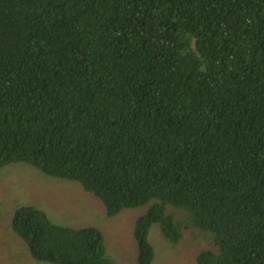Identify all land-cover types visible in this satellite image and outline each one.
<instances>
[{
	"label": "trees",
	"instance_id": "1",
	"mask_svg": "<svg viewBox=\"0 0 264 264\" xmlns=\"http://www.w3.org/2000/svg\"><path fill=\"white\" fill-rule=\"evenodd\" d=\"M76 182L157 225L196 264H264V0H0V170ZM14 235L47 264H115L101 232L17 208Z\"/></svg>",
	"mask_w": 264,
	"mask_h": 264
},
{
	"label": "rangeland",
	"instance_id": "2",
	"mask_svg": "<svg viewBox=\"0 0 264 264\" xmlns=\"http://www.w3.org/2000/svg\"><path fill=\"white\" fill-rule=\"evenodd\" d=\"M25 205L43 210L56 225L98 229L113 263L137 264L133 230L149 205L107 217L100 200L76 182L47 177L25 164H10L0 170V264H47L33 260L11 229L13 212ZM148 240L154 251L151 264H196V255L211 247L209 236L200 232L186 233L178 245H172L157 225L152 226Z\"/></svg>",
	"mask_w": 264,
	"mask_h": 264
}]
</instances>
